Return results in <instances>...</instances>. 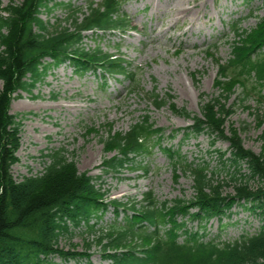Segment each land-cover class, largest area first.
I'll use <instances>...</instances> for the list:
<instances>
[{"label": "trees", "instance_id": "obj_1", "mask_svg": "<svg viewBox=\"0 0 264 264\" xmlns=\"http://www.w3.org/2000/svg\"><path fill=\"white\" fill-rule=\"evenodd\" d=\"M126 1L87 0L82 9L55 0H9L5 6L0 0V264H60L49 259L53 256L86 259L92 264L94 239L87 242L83 252L59 247L61 237H72L82 228L83 233L96 237L95 243L109 264H264V228L228 243L206 240L203 233L187 227L190 219L205 229L210 220L223 219L236 205L250 206L264 216V156L245 148L236 133L225 134L223 125L231 111L219 99H202L203 117L192 118L185 136L205 132L229 142V152L219 156L225 159L230 154L226 160L233 167L232 194H223L224 184H215V173L206 163L190 162L179 148L163 146L166 130L155 126L147 114L127 131L103 140L107 151H115L104 161L107 169L141 165L140 161L159 146L175 169L184 167L192 175L196 190L193 199H176L169 204L159 202L149 192L142 202L108 200L94 176L81 173L63 149L49 154L50 162L43 172L14 179L11 169L17 162L22 128L19 115L10 113L14 94L32 93L50 69L65 63L76 72L128 73L130 64L122 55L108 53L100 45L91 49L84 44L88 31L99 37V33H123L131 27L122 10ZM60 5L66 8L64 19L51 22L41 17L43 11L51 12ZM233 33L229 59L217 62L221 77L217 86L239 84L248 96L252 92L262 96L264 18L253 30L234 24ZM149 96L156 107L170 104L176 111L172 95L153 92ZM180 111L177 113L190 118L185 109ZM243 165L247 173L242 172ZM250 180L256 184L251 185ZM110 207L115 222L106 229L98 228ZM180 215L186 219L179 221ZM96 232L99 235L93 234Z\"/></svg>", "mask_w": 264, "mask_h": 264}, {"label": "rangeland", "instance_id": "obj_2", "mask_svg": "<svg viewBox=\"0 0 264 264\" xmlns=\"http://www.w3.org/2000/svg\"><path fill=\"white\" fill-rule=\"evenodd\" d=\"M20 2L22 0H14ZM60 4H74L85 9L87 0H55ZM100 2L101 0H93ZM5 6L9 0H2ZM197 3V11L176 16V11ZM135 31L85 33L84 44L95 48L100 45L108 53L120 54L131 63L129 78L124 75L102 77L89 71H75L65 63L47 72L44 82L32 93L14 94L10 113L22 120L20 147L12 175L17 181L44 171L50 162L49 154L63 149L77 169L94 176L102 186L107 199L121 202H142L151 192L159 202L176 199L188 201L196 195L192 175L184 167L175 169L167 153L156 146L141 160L142 167L108 170L105 160L115 151H107L103 140L110 135L127 131L131 124L147 114L155 126L166 129L161 144L178 149L188 161L206 163L215 173V184H224L223 194L234 193L231 179L233 167L219 155L229 152L230 144L214 139L208 133L185 137L195 116L203 117L202 99H219L230 109L223 125L225 134L236 133L245 148L264 156V103L256 93L249 96L243 86L228 84L218 87V61H227L234 39L233 24L253 30L264 18V0H131L123 5ZM67 16L60 5L41 17L55 22ZM1 50V48H0ZM1 87V81H0ZM226 90V91H225ZM157 92L172 95L170 104L158 108L149 94ZM264 96V90L262 92ZM190 113V118L180 110ZM181 129V130H180ZM175 130H179L175 136ZM242 172L247 173L246 165ZM255 185L254 180L249 181ZM123 216L118 217L120 220ZM112 209L105 212L98 228L106 229L115 222ZM180 219H182L180 217ZM189 227L198 230L197 222ZM264 228V216L250 206H234L222 220L212 219L206 226L205 238L220 242H234L244 235H252ZM85 228L74 235L60 238L59 247L69 251H85L87 242L92 264H108L102 257L100 245ZM102 230V229H100ZM99 231V230H98ZM97 233V232H96ZM94 235H99L98 233ZM49 259L60 264H87L86 259L64 260L58 256Z\"/></svg>", "mask_w": 264, "mask_h": 264}, {"label": "bare ground", "instance_id": "obj_3", "mask_svg": "<svg viewBox=\"0 0 264 264\" xmlns=\"http://www.w3.org/2000/svg\"><path fill=\"white\" fill-rule=\"evenodd\" d=\"M197 3L192 4L190 7H186V8H181L178 11H176V16L180 17V16H185L188 14H192L193 11H197Z\"/></svg>", "mask_w": 264, "mask_h": 264}]
</instances>
